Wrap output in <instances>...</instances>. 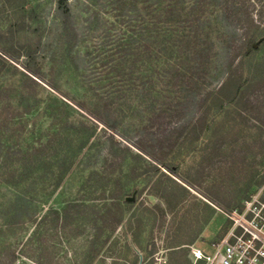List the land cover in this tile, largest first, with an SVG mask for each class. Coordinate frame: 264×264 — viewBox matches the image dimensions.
I'll return each instance as SVG.
<instances>
[{"label": "rangeland", "instance_id": "rangeland-1", "mask_svg": "<svg viewBox=\"0 0 264 264\" xmlns=\"http://www.w3.org/2000/svg\"><path fill=\"white\" fill-rule=\"evenodd\" d=\"M205 3V29L216 40L208 74L182 75L170 90V79L141 69L135 77L145 87L152 81L148 94L118 92V76L83 57L103 43L114 47L125 25L105 0L68 1L78 33L96 12L100 20L73 46L57 0H0V161L46 145V160L20 184L29 199L25 223L8 224L13 190L0 185V264H193L191 248L209 254L227 237L234 225L227 213L247 216L246 201L264 202V68L249 79L258 54L244 57L245 41L264 40V0ZM190 85L192 104L176 107L188 94L180 87ZM120 190L134 203L118 211L111 201Z\"/></svg>", "mask_w": 264, "mask_h": 264}, {"label": "trees", "instance_id": "trees-1", "mask_svg": "<svg viewBox=\"0 0 264 264\" xmlns=\"http://www.w3.org/2000/svg\"><path fill=\"white\" fill-rule=\"evenodd\" d=\"M68 1L57 0V3L61 12L60 17L62 18V35L65 37L66 42L73 46L81 39L85 40L86 34H93L99 30L100 20L96 12L91 20H88L83 31L78 33L71 22L72 16ZM93 1L95 3L97 0ZM105 2L114 11L116 20L120 18V24L125 25L120 29L122 32L118 34L115 40L116 45L112 47L113 49H106V44L103 43L100 44L101 51L99 53L94 55L93 52L87 51L83 57L84 59L86 56L90 57L87 61L88 63L96 58V63L92 62L95 70L101 68L100 71L102 70L108 75L115 74L118 76V92L124 90L145 91L148 94L152 92L154 86L151 84V80L148 87H145L143 82L137 83V79L141 76L137 75L138 77H135V75L141 74V69L143 72L150 71V74H157L160 78L164 76L170 79V90L174 89L175 81L182 75L186 77L188 74L189 79L193 80L196 78L197 80L198 77L201 78L208 74L209 70H206V60L214 59L215 55H212V50L216 47V40L205 29L207 18L202 15V10L206 4L205 0H105ZM121 18L125 19V21ZM108 30L106 26V32L103 33L102 38L109 36ZM262 37L264 38V34ZM250 42L248 40L245 41L247 50H245L244 57L248 61H253L255 54H258L255 64L251 63L255 69L251 71L249 79H253L255 70L264 68V40L258 47H254L253 43ZM153 60L156 63L150 68L149 66ZM185 63L187 65L183 66ZM137 64L138 66H136ZM230 68L231 64L228 66L229 70ZM123 74H128L129 79L120 78L123 77ZM122 80L123 82H121ZM126 81L130 82L125 83ZM226 83L220 85L217 92L225 89L227 87ZM193 85L180 87V91L188 90V92L186 91L188 94L177 97L178 101L174 103L176 107L182 109L188 104H192L195 98L193 94L195 87ZM167 86L161 87L160 91L168 90L166 89ZM181 88L183 89L181 90ZM238 88V85L236 86L235 84L231 89L233 93H236ZM213 123L214 121L208 127L213 126ZM136 147L161 164L170 174L177 175V169L171 162L156 158L139 145H136ZM45 148L46 145L40 144L38 147H32L31 152H25L24 155L14 161H0V170L7 167H11L14 170V172H8L7 175L0 172V185L13 190L14 202L10 203V205L14 206H12L11 220L13 219L15 222L11 221L8 223L9 225H21L26 222L29 216L27 205L25 204L29 203V199L23 192H19V188L20 184L27 182L26 172L28 169L46 160V157L41 155ZM184 181L187 184H191L186 179ZM120 195L121 197H119ZM122 196L126 195L122 194L120 190L115 199L111 201L112 207H116L118 211L123 210L124 206L133 205L134 203L133 199L126 200L124 198L122 200ZM71 207L76 208L78 206L72 205ZM104 208L108 210L107 204L104 205ZM55 214H57L56 219H58L60 213ZM66 218H68V212L64 210L60 219ZM118 221L119 223L121 222L120 219H117ZM97 229L99 234L95 238L99 240L102 228L98 227ZM106 241L107 238L101 243L104 244ZM92 242L95 243L97 241L94 239Z\"/></svg>", "mask_w": 264, "mask_h": 264}, {"label": "built area", "instance_id": "built-area-1", "mask_svg": "<svg viewBox=\"0 0 264 264\" xmlns=\"http://www.w3.org/2000/svg\"><path fill=\"white\" fill-rule=\"evenodd\" d=\"M246 205L247 216L227 213L234 225L209 254L191 248L193 264H264V202L253 198Z\"/></svg>", "mask_w": 264, "mask_h": 264}]
</instances>
